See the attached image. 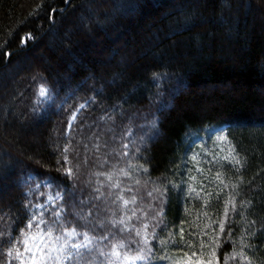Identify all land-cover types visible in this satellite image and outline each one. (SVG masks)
<instances>
[{"label":"trees","instance_id":"trees-1","mask_svg":"<svg viewBox=\"0 0 264 264\" xmlns=\"http://www.w3.org/2000/svg\"><path fill=\"white\" fill-rule=\"evenodd\" d=\"M117 3L0 0V244L21 240L28 202L55 191L29 195L31 174L73 186L75 196L63 194L57 208L64 227L108 234L94 240L96 251L117 241L135 249L146 235L156 257L149 264L206 250L216 264H236L230 254L243 241L261 264L264 0ZM234 155L242 168L224 159ZM109 172L127 206L112 203L119 189L97 175ZM96 187L104 195L90 200ZM230 195L237 210L225 219ZM114 218L131 231L113 227Z\"/></svg>","mask_w":264,"mask_h":264},{"label":"snow or ice","instance_id":"snow-or-ice-1","mask_svg":"<svg viewBox=\"0 0 264 264\" xmlns=\"http://www.w3.org/2000/svg\"><path fill=\"white\" fill-rule=\"evenodd\" d=\"M121 4L122 0H118L117 10H123ZM130 7H134V5H131ZM55 11L56 9H53V12ZM27 39H31V37L29 36ZM27 39L23 42L26 43ZM41 94L46 95L47 93L42 92ZM81 107H83V105ZM72 120H75V116L72 117ZM69 126L71 127V122ZM128 147L129 145L127 143L123 144V149H128ZM66 151L67 148H65V152ZM122 155L127 156V151H124ZM192 159L195 160L196 156L194 155ZM224 159L229 163H233L234 161L233 167H243V164L238 158H236L235 155L231 159H229V157H225ZM63 160L65 164L68 163V157L66 155L63 156ZM63 171L66 172L70 179L73 178V169L71 167L63 169ZM197 171L201 172L203 169L197 168ZM97 175H106V178L109 181V189H119V191L115 193V199L112 203L123 201L125 206L129 204V200L124 199L122 195L124 189L121 188L119 182L113 181L111 172L106 174L97 173ZM216 178L219 180V185L227 187V185H225V181L220 179L219 172L216 174ZM26 182H34V188H32V184L29 185V195L32 194V191H36L38 195H43V193L39 191L42 187L45 189H55V191L50 192L48 198L44 201H40L38 199L35 203L31 200L28 202V204L31 205V213L27 216V231L24 232L21 230V235L23 236L22 247L21 240L16 235H12L11 239L4 241L3 244H0V248L4 249L3 251H0V264H12L13 260L17 261L18 264H80V261H84V264H89V260L93 256V241L95 239H108V234L93 236L89 234L88 230L78 232L76 227H64V217L62 216L64 208L63 205H61L60 208H57L56 201L57 199L63 200V194H67L69 197H74L75 192L70 191L73 186L55 185L49 178H38L31 174L26 177ZM240 182H243V177H240ZM97 183L99 184V181ZM232 188H238V184H233ZM93 191L97 193V195L94 197L90 196V200H99L104 195L101 191V187H96ZM127 191H132V189L128 188ZM191 191L196 190L191 189ZM201 191H205L203 187L201 188ZM112 194L113 193L109 191L108 195L111 196ZM205 194L209 197L213 195L212 192H205ZM215 194L218 197L220 192L217 191ZM163 195L164 191H161V196ZM134 202L135 197L132 198V203ZM80 203L84 204L87 203V201L82 199ZM50 206L51 212L49 213V216L45 218V212L49 210ZM229 207L233 212L237 210L235 197L233 195H230L229 199L225 201V219L228 217ZM52 217H55V219H52ZM110 223L113 227H115L117 223L124 225V227L119 229L120 232L131 231L128 229L123 218H120L118 221L114 218L110 221ZM251 223L254 224L255 221H252ZM57 226H59L62 235H54ZM99 226L101 228L107 227V225L103 222H101ZM146 227L147 225H145V228ZM219 227L220 232L223 233L225 230L224 221L220 222ZM92 231L94 232L95 228H93ZM80 235L83 236V240L76 241V237ZM136 236H140L139 231H136ZM181 236H183V230H181ZM132 243H135V249L131 248L127 243L117 241L112 244L109 252L98 250V255L107 257L108 264H113L114 261H118L120 264H137L139 261L150 262L156 258L153 253V248L149 246L146 235L143 237V246H140V241L134 240ZM160 243L163 244L164 241L162 240ZM251 247L252 246L250 244L242 241L240 250L236 251L233 249L230 254V259L236 261V264H253L252 258L244 250L245 248ZM82 249L86 250L87 255H84L81 252ZM195 256H197V253L193 252L191 257ZM191 257L183 261L182 264H203L200 260L192 259ZM159 258L165 259L166 257ZM177 264H181V262H177ZM209 264H211V262H209ZM261 264H264V261H262Z\"/></svg>","mask_w":264,"mask_h":264},{"label":"rangeland","instance_id":"rangeland-1","mask_svg":"<svg viewBox=\"0 0 264 264\" xmlns=\"http://www.w3.org/2000/svg\"><path fill=\"white\" fill-rule=\"evenodd\" d=\"M41 98L44 100L46 98V95L41 94ZM217 145H218V143H217ZM56 207H57V205H56ZM50 211H51V206L49 207V210L47 212H45V218H47L49 216L48 212H50ZM52 219H55V217H52ZM26 231H27V229H26ZM54 235H62V233L60 232L59 226H57V229L55 230ZM80 240H83L82 235L76 237V241H80ZM22 242H23V237L21 238V247H22ZM93 244H94V241H93ZM81 252L84 255H87L86 250L82 249ZM105 252H109V251L107 249H105ZM196 253H197V256H195V257H191L192 253H189L188 255H185V256H175V257H169V258L167 257L166 259L161 260L158 264H177V262H181V264H182V262L185 261L189 257H191L192 259H198L201 262H203V264H209V262H211V264H216L215 258H214L215 254L213 251L206 250L204 252L202 251L201 254H199L198 252H196ZM17 264H18V262H17ZM80 264H84V261H80ZM89 264H108V258L103 257V256H99L98 251L93 249V256L90 258ZM113 264H120V262L114 261ZM146 264H149V262H146Z\"/></svg>","mask_w":264,"mask_h":264}]
</instances>
